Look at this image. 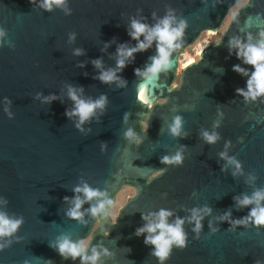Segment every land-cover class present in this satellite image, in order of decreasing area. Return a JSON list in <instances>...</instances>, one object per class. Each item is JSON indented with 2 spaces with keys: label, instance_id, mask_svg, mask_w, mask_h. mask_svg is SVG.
<instances>
[{
  "label": "water",
  "instance_id": "95a60500",
  "mask_svg": "<svg viewBox=\"0 0 264 264\" xmlns=\"http://www.w3.org/2000/svg\"><path fill=\"white\" fill-rule=\"evenodd\" d=\"M241 1L68 0L72 15L65 16L60 10L42 12L30 0H0V27L15 45L14 50L0 48V197L9 201V214L22 215L25 221L18 233L19 243L0 252V264H73L50 246L64 232L89 245L103 244L114 254L105 264H158L150 256L152 249L145 246L144 237L135 236L136 229L143 226V213L165 208L183 218L187 212L182 208L208 205L213 217L229 209L234 219L248 214L250 209L236 210L233 197L251 194L252 188L245 184L246 176L234 179L231 170L221 172L224 161L219 160L218 153L230 140L229 155L242 163L245 174L257 176L256 187H264V103L246 104L236 95V89H246V78L235 73L233 66L252 69L235 54L230 55L227 47L230 37H258L264 31V0H246L232 14L219 39L207 43L195 61L178 71L179 57L185 50L201 33L217 32ZM169 7L186 19L188 27L183 46L173 53L172 71L161 75L159 81L139 80L134 74L156 55L155 45L137 54L135 62L121 73L127 81L123 89L93 79L98 73L90 62L84 69L75 67L101 57L105 67H115L109 56L117 45L104 54L100 51L103 44L115 38L117 44L135 46L126 31L129 17L140 10L139 15L155 23L152 13L162 18ZM70 32L77 33L74 45L67 43ZM75 47H82L86 55L73 57ZM68 83L82 86L85 96L93 99L108 96L100 123L93 120L85 125L91 128L87 137L64 115L71 108L64 90ZM140 87L146 89L148 104L138 99ZM38 92L60 96L64 103L41 104L34 99ZM5 97L13 102L14 119L9 120L3 111ZM218 109L223 112L217 129L221 140L209 146L199 133L201 129L212 130ZM125 113H130L127 124ZM174 115L184 117L187 138L175 140L167 134V124ZM145 118L146 134L141 128ZM129 127L141 135L139 147L123 139ZM100 142L108 145L103 153ZM181 145L186 147L183 167L160 163L163 156L174 154ZM81 178L93 188H107L113 206L122 188L136 193L117 211L115 226L112 217H86L87 226L66 218L64 197L74 196L71 189ZM209 219L212 217L203 222L199 240L185 225L187 249L173 247L165 264H255L256 260L264 264V229L259 234L251 226L231 232L224 222L218 225L220 231L211 234Z\"/></svg>",
  "mask_w": 264,
  "mask_h": 264
},
{
  "label": "clouds",
  "instance_id": "9594fccd",
  "mask_svg": "<svg viewBox=\"0 0 264 264\" xmlns=\"http://www.w3.org/2000/svg\"><path fill=\"white\" fill-rule=\"evenodd\" d=\"M30 3L42 12L53 13L60 10L65 16L72 15L68 0H30ZM139 12L140 10L137 11L136 16H130L126 24L127 35L132 41L136 42L135 46L130 43L117 44L114 38L112 41L104 43L100 49L102 53L107 54L108 49L113 44L117 45L115 53L109 56V59L115 61V67H105L102 57L84 63H77L75 67L84 69L87 63L90 62L98 73L93 79L98 80L103 85L109 87L114 85L116 89H123L127 87V81L122 78L121 73L127 66L135 62L137 54L147 52L155 45L156 55L149 58L150 62L146 63L143 69H135V76L139 80L156 82L159 81L161 75H166L172 71L173 53L180 49L184 43L183 37L188 27L186 19L177 16L175 10L170 7L167 8L162 18L157 17L155 12L152 13V20L155 23H149L147 18L139 15ZM76 40L77 33L70 32L67 39L68 45H74ZM219 44L220 42L216 45ZM5 46L15 49V45L8 39L6 29L0 27V48ZM227 47L230 55L235 54L243 65L252 69L250 72L239 64L233 66L232 70L235 73L246 78V89H236V95L242 98L246 104L258 101L264 103V100L261 99L264 98V31H260L258 37H253L251 34H248L245 38L240 36L230 37ZM85 55L86 52L82 47L72 49L73 57L79 58ZM192 62L189 61V63ZM183 67H187V65L185 64ZM220 73H223V69H220ZM84 75L87 77L88 74L85 72ZM64 90L67 100L71 102V108H67L64 115L69 121H72L75 129L80 134L87 137L91 133V128L86 129L85 125L92 123L93 120L100 123V117L105 115L109 103L108 96L101 94L98 98L93 99L85 96V89L82 86H75L71 83L65 84ZM145 93L146 89L140 87L138 99L142 103L148 104ZM34 99L46 105H51L54 101L64 103L60 96L55 94L44 96L42 92L36 93ZM12 104V100L7 97L4 98L3 111L9 120L14 119V114L11 111ZM129 116L130 113L124 114V124L128 123ZM222 119L223 112L218 109L217 119L212 124V130H200L199 136L204 144L215 146L221 140V135L217 129L221 127ZM184 125V117L174 115L171 122L167 124V134L175 140L187 138L189 134L184 130ZM141 128L146 134L148 130L147 118L141 121ZM163 130L162 126L160 132ZM123 139L129 145L134 144L136 147L143 143L141 135L137 134L131 127L123 133ZM231 146L232 142L230 140L225 141L223 151L218 153L219 160L224 161L221 172L227 173L231 170V176L234 179L246 176L244 182L252 188V192L251 194L242 193L233 197V202L237 211L244 209H250V211L246 216L239 219L232 217L231 209L222 215L213 217V210L208 205L191 209L182 208V211L187 212V215L183 218L174 211L165 208L143 213L141 217L143 226L136 229L135 236L137 238L144 237L145 246L152 249L150 256L156 258L158 264H165L169 260L173 247L181 251L187 249L188 233L185 231L186 224L191 227V232L196 240L200 239L204 229L203 222L209 217H212L208 220V229L211 234L220 231L218 225L224 222L230 225L228 231L231 232H236L239 227L248 228L251 226L256 228L259 234V230L264 229V187H256L257 176L254 173L245 174L242 163L235 156L229 155ZM100 147L103 153L108 145L106 142H100ZM185 150L186 147L181 145L174 154L163 156L160 163L173 167H183ZM162 172L163 169H161ZM71 190L74 196L72 198L64 197V203L68 206L65 211L68 220L75 221L80 226H87L88 220L86 217L101 220L112 217V224L113 226L116 225L119 217L111 211L113 200L110 198L107 188L104 190L93 188L81 178ZM133 195H136V193L133 192ZM8 204L9 201L6 198L0 197V252L10 248L14 242L19 243L18 233L25 222L22 215L17 216L8 213ZM85 205H89V207L85 208ZM105 235H109V233H105ZM50 246L64 260H71L73 264L77 260H79V264H105V260L112 259L114 255L103 244L89 245L88 241L74 239L72 234L67 232L58 235L55 242L50 243ZM129 251L130 249H127V252ZM25 264H27V261H25ZM255 264H262V262L256 260Z\"/></svg>",
  "mask_w": 264,
  "mask_h": 264
},
{
  "label": "rangeland",
  "instance_id": "374dc122",
  "mask_svg": "<svg viewBox=\"0 0 264 264\" xmlns=\"http://www.w3.org/2000/svg\"><path fill=\"white\" fill-rule=\"evenodd\" d=\"M246 2V0H242L237 6L233 7L227 17L225 18V21L221 28L217 32H203L200 34L199 38L194 42V44L190 47H188L185 52L179 57V67L178 71L181 69V67L188 63L189 61H195L198 58L199 51L207 44V43H213L216 40L219 39L221 36L222 30L225 29L227 24L229 23L230 17L232 14L236 11V9L243 5ZM133 189L124 187L122 188L116 195L115 198V204L111 211L114 214H117V211L126 203L127 199L133 196Z\"/></svg>",
  "mask_w": 264,
  "mask_h": 264
},
{
  "label": "bare ground",
  "instance_id": "6f19581e",
  "mask_svg": "<svg viewBox=\"0 0 264 264\" xmlns=\"http://www.w3.org/2000/svg\"><path fill=\"white\" fill-rule=\"evenodd\" d=\"M189 63V62H188ZM188 63H186V64H188ZM185 65V64H184Z\"/></svg>",
  "mask_w": 264,
  "mask_h": 264
},
{
  "label": "snow or ice",
  "instance_id": "6c2138e0",
  "mask_svg": "<svg viewBox=\"0 0 264 264\" xmlns=\"http://www.w3.org/2000/svg\"><path fill=\"white\" fill-rule=\"evenodd\" d=\"M148 103H149V100H148Z\"/></svg>",
  "mask_w": 264,
  "mask_h": 264
},
{
  "label": "flooded vegetation",
  "instance_id": "af4514ba",
  "mask_svg": "<svg viewBox=\"0 0 264 264\" xmlns=\"http://www.w3.org/2000/svg\"><path fill=\"white\" fill-rule=\"evenodd\" d=\"M214 43V42H213ZM178 82V81H177Z\"/></svg>",
  "mask_w": 264,
  "mask_h": 264
}]
</instances>
